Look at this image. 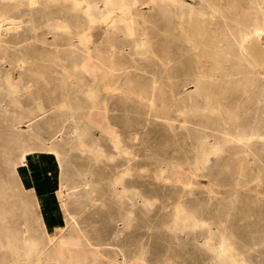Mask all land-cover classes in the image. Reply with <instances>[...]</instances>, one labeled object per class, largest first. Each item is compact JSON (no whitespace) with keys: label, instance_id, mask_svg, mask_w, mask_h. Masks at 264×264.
I'll return each mask as SVG.
<instances>
[{"label":"rangeland","instance_id":"1","mask_svg":"<svg viewBox=\"0 0 264 264\" xmlns=\"http://www.w3.org/2000/svg\"><path fill=\"white\" fill-rule=\"evenodd\" d=\"M145 1L0 0L3 37L39 47L43 73L66 83L34 75L29 90L0 53L1 83L18 86L0 87V264H264L263 20L217 60L193 24L207 6L188 21L193 0ZM239 1L218 0L226 13ZM71 39L89 51H72L75 72L51 45ZM60 87L82 122L47 103ZM22 155L40 176L25 177Z\"/></svg>","mask_w":264,"mask_h":264},{"label":"bare ground","instance_id":"2","mask_svg":"<svg viewBox=\"0 0 264 264\" xmlns=\"http://www.w3.org/2000/svg\"><path fill=\"white\" fill-rule=\"evenodd\" d=\"M125 1L127 3L129 2L128 5H127V8H126L127 11H130V7H131V4H132L133 1L134 2H137L140 5H143V4H147L148 3V1H145V0H131V1L130 0H125ZM181 1L184 2V1H187V0H181ZM88 2H89V5H91L92 2H93V0H88ZM231 2L228 3L229 4L228 7H227L228 13H226V10L223 8V6L220 5V3L218 2V0H193V3L191 2L192 5L189 8V15H188V19L187 20L188 21H191L193 19V17H194V12H196V11L204 12L205 7L207 6V9H208L207 11H209L208 13L211 14V16H209V17L204 16L203 19H202L203 22H201L199 24L196 23L193 20V24H195L196 28L198 26L200 29L203 30V32H201L202 33L201 36H202V40H203L202 43H201V50L204 51L205 53L211 52V53L215 54L214 55V58H216L217 60H220V58H221L224 61H227L228 59H230V57H231L232 54L234 55V52H236V49L237 50L240 49L238 47L236 48L235 46H232V44L233 43H236V45H238L237 43L240 42L239 40L241 38H246L247 39L249 37V35H251V33L255 30L254 27H255V24L257 23L256 18H258L260 16L262 18L263 24H264V0H240L237 5L235 3H231ZM6 5H8V4H6ZM6 5H4V4H2L0 2V10H1V6L2 7H5ZM180 5H181V3H180ZM14 6H16V5H14ZM11 8H13V7H11ZM89 8H90V6H89ZM182 9H185V8H182ZM127 13H124V15L127 14ZM10 19H11V16L8 14V12L1 13V11H0V53L2 54L1 55L2 56V58H1L2 64L8 63L10 65V67H11L12 70H18L19 73L23 75V77L22 76H19L18 78L21 79L20 81H22L23 84L28 89L31 86H36V85H38L40 83L38 80H32V77L34 75L35 76L37 75L38 77H40V81H42V83L46 87H50L52 85V83H55V86H58V85L59 86H64L66 83L64 85L58 84L56 81L50 80L48 77H46V75L42 71V67L39 64L38 59H36L34 57L32 58L31 54L36 55V53L38 52V48L39 47H37L36 45H33V46H27L26 44L20 45V43H22V42H19L18 41V38H14L12 40H7V39H5L3 37L4 36L3 35V28L5 26L6 21H8ZM181 19H183L182 16H181ZM185 20H186V18H185ZM230 21L233 23V26L229 25L230 24L229 23ZM259 21H261V20H259ZM211 22L212 23L214 22L213 24H214L215 28L214 29H210V31L209 30H206L205 29V25H210ZM115 29H116V27H115ZM36 41H37V43H41L42 45H45V47H44L45 49L47 48L46 46L49 45V43H45L44 38H41L40 40H36ZM187 41L189 42V40H187ZM51 45L54 46L52 48L54 50V53H55L54 54L55 55L54 58L57 60V63H62V65H66L67 66V69H70L73 72H75L76 69L78 68L77 67L78 64L75 63V60H78L80 58L78 56H76V55H73L72 54V51L73 50L74 51H78L80 49L81 51L89 52L88 49H86V48L78 47L77 44H76V42L74 40H72V39H71V41L66 42V43L58 42V43H51ZM31 48H32V52H31ZM82 57L85 58V59L83 61V64L81 65V72L82 73L84 72V73H86L89 76L94 75L93 72H94V69H95V65L96 64L94 65L92 56H89V58H86L84 56H82ZM244 59L246 60L247 65H251V63L249 62V60L247 58L244 57ZM246 62L244 61L243 63H246ZM238 63L240 64L241 62H237V65H239ZM243 63H242V65H243ZM110 67H111L110 69L113 70V71L120 70V69H124V66L123 65L115 64V63H111L110 64ZM250 67L252 68V66H250ZM96 70H97V68H96ZM125 71H127V70H125ZM45 73H46V71H45ZM114 74H115V72H114ZM70 78H71V76H70ZM14 80L15 79H13V78L8 79V78L4 77V78H2V82L3 83H1V78H0V87L2 85H4L3 87H6L7 89H9L12 92H16L17 91L16 89L18 88V86H16V84L13 82ZM93 80H95L94 79V76H93ZM226 80H227V78H226ZM70 82L73 83L72 81H70ZM71 83H69L70 84V87L72 86ZM60 88L63 90V93H61L60 95L53 94V95L49 96V98H45L46 101H47V103H50L52 105V107H55V108H57L59 110H61V109L63 110V109H67V108H72L73 107L74 113H76L77 120L79 122H82L84 119H86L85 118L86 117V112L83 113V111H82V109H83V103H82L81 99H78V97H73L72 94H71V92L69 91L70 89H65V88H62V87H60ZM30 96H31V94H30ZM29 98H31V97H29ZM31 100H32V98H31ZM36 100L33 99L32 102H34ZM38 100H41L42 102H44L43 99H40L39 98ZM79 110H81L82 112H80ZM55 149H57V148H55ZM29 150H30V148H29ZM65 154H67V153H65ZM38 155H39V153H38ZM19 158H20V160H19L20 163H22V164L24 163L25 165H27V166H25L26 167L25 168V174H26L25 177L26 178H30L31 177V178L34 179V178H37L38 176H40V174L42 173V171L40 170L41 168L39 169V166H37V162L36 161H31V162H29L30 160L29 161H26V159H24V155L20 156ZM58 158L59 157H57V159ZM28 163H29V165L33 166L32 170H30V167H29ZM55 171H57V170H55ZM58 172H59V170H58ZM49 176H50V174H49ZM60 176L62 177V175H60ZM60 184H61V182H60ZM8 185H9L8 188L11 190L12 195H17L18 194L17 196H19V192L20 193L22 192V190L20 191V189H22V188H24L26 186V182L23 181V180L22 181H18L17 179L16 180L15 179L14 180L11 179V180H9V184ZM56 185H54V186H56ZM8 188H7V190H8ZM22 193H21L22 199H24L22 201H26L27 196H25ZM8 218H9V216H8Z\"/></svg>","mask_w":264,"mask_h":264},{"label":"crops","instance_id":"3","mask_svg":"<svg viewBox=\"0 0 264 264\" xmlns=\"http://www.w3.org/2000/svg\"><path fill=\"white\" fill-rule=\"evenodd\" d=\"M262 41H263V43H264V35H263Z\"/></svg>","mask_w":264,"mask_h":264}]
</instances>
